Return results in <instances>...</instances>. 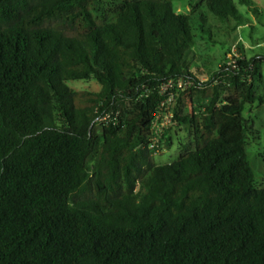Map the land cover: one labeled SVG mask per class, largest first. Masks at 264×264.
<instances>
[{
	"label": "trees",
	"instance_id": "obj_1",
	"mask_svg": "<svg viewBox=\"0 0 264 264\" xmlns=\"http://www.w3.org/2000/svg\"><path fill=\"white\" fill-rule=\"evenodd\" d=\"M253 1L203 6L240 22ZM192 37L171 0H0V264H264L242 115L263 102L264 54L201 82ZM87 80L96 88L66 83ZM168 80L190 97L216 85L180 115L178 96L161 105ZM166 111L194 147L155 164L151 125Z\"/></svg>",
	"mask_w": 264,
	"mask_h": 264
},
{
	"label": "rangeland",
	"instance_id": "obj_2",
	"mask_svg": "<svg viewBox=\"0 0 264 264\" xmlns=\"http://www.w3.org/2000/svg\"><path fill=\"white\" fill-rule=\"evenodd\" d=\"M173 9L177 13H186L190 17L192 42L190 54L192 62L201 73L199 81L206 82L210 78L211 71L222 61L233 57L243 56L248 58L255 54H264V0H254L253 5L245 7L237 5L241 14V21L229 19L222 23L215 20L204 8L203 0H171ZM206 15L211 26V38L203 34L197 27V12ZM261 72L264 78V63L261 64ZM68 86L78 90H93L96 84L93 80L67 81ZM216 84H212L214 86ZM217 83L219 91L223 90ZM212 86L204 90L205 93L194 92L190 97L188 90H182L185 84L178 87L171 84L167 90L162 91L166 96L179 97L180 115L189 113L191 108L201 109V105L207 101L205 94L210 93ZM257 92L263 96V102L255 101L245 105L242 113L246 120L245 150L247 158L253 170V183L258 188H264V84H259ZM166 93V94H165ZM164 98V99H165ZM222 98V94L219 100ZM130 107V104L127 105ZM131 108V107H130ZM165 131V137L151 135L150 156L155 164H166L175 160L184 150L194 147L193 132L190 126L180 124L178 126L169 123Z\"/></svg>",
	"mask_w": 264,
	"mask_h": 264
},
{
	"label": "built area",
	"instance_id": "obj_3",
	"mask_svg": "<svg viewBox=\"0 0 264 264\" xmlns=\"http://www.w3.org/2000/svg\"><path fill=\"white\" fill-rule=\"evenodd\" d=\"M171 84H173L171 80H168L164 85H162L160 88L161 93L162 91L167 90V88ZM182 84L184 83H182L181 81H178L177 83L178 87H181ZM171 101H172V96L171 95L166 96V98L161 101V105H165L167 109ZM106 117L107 115H104L100 117L99 120H104L106 119ZM171 117H172V113L170 111H166L162 115L160 113L155 114L154 119L152 121V125H151L152 136L153 135L161 136L162 133H164V130L168 128Z\"/></svg>",
	"mask_w": 264,
	"mask_h": 264
}]
</instances>
